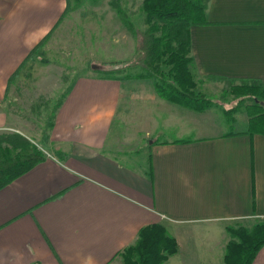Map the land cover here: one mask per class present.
Segmentation results:
<instances>
[{
	"label": "crops",
	"instance_id": "1",
	"mask_svg": "<svg viewBox=\"0 0 264 264\" xmlns=\"http://www.w3.org/2000/svg\"><path fill=\"white\" fill-rule=\"evenodd\" d=\"M68 3L0 0V133L30 138L11 124L9 99L49 84L35 67L58 65L41 59L43 46L10 78L72 11L55 27ZM207 14L210 24L191 28L199 88L230 84L208 75L264 83V0H210ZM97 75L59 84L40 133L43 148L58 154L0 189V264H124V249L157 223L179 245L164 264H225L227 226L264 220V134L246 132V108L231 120L244 128L218 122L230 109L220 97L194 111L162 98L151 79ZM253 264H264V246Z\"/></svg>",
	"mask_w": 264,
	"mask_h": 264
},
{
	"label": "trees",
	"instance_id": "2",
	"mask_svg": "<svg viewBox=\"0 0 264 264\" xmlns=\"http://www.w3.org/2000/svg\"><path fill=\"white\" fill-rule=\"evenodd\" d=\"M209 1L143 0L142 10L146 24L144 30L135 28L127 13L118 4V13L123 15L124 23L134 31L137 39L136 51L141 53L134 64L141 71L134 75L127 73L123 78L151 79L156 92L162 98L194 111H204L213 106L216 101L197 89L192 70L194 58L191 28L210 24L207 14ZM69 10L68 3L55 27ZM54 29L32 48L11 76L10 82L17 78L28 61L39 57ZM117 65L100 69L104 74L99 76L109 79L121 76L116 74L122 70ZM206 79L230 82V93L240 103L226 110L229 120L233 121V115L240 109V104H243L249 116L246 132L250 135L264 134V83L253 78L214 75H208ZM238 81L240 83H236ZM247 99L249 103H245ZM189 141L179 140L183 143ZM46 156L43 149L23 134L0 133V189L45 160ZM226 229L230 240L224 255L225 264H253L259 250L264 246V220L257 221L252 227L228 225ZM178 249L176 238L163 224L157 223L141 228L135 244L125 248L121 255L124 264H164Z\"/></svg>",
	"mask_w": 264,
	"mask_h": 264
},
{
	"label": "rangeland",
	"instance_id": "3",
	"mask_svg": "<svg viewBox=\"0 0 264 264\" xmlns=\"http://www.w3.org/2000/svg\"><path fill=\"white\" fill-rule=\"evenodd\" d=\"M142 1L70 0L72 11L56 28L50 37L51 39H49L50 41L48 40L45 44L47 46L45 55L40 54L43 61L53 60L58 66L43 67L41 64V67H35L33 74L34 77L36 75L43 80L41 81L42 84H49L44 86L40 83L33 85L31 83V87L30 85H28L29 87L23 85L22 88L27 87L26 91H22V89L13 91L14 95L18 94L9 99L11 124L26 130L30 140L32 139V142L43 149L46 155L58 154L54 152L55 150L48 152L45 147V149L43 148L42 144L45 142H41L40 133L45 130L47 120L54 115L60 99V83L76 80L80 76L93 74L99 76V74H104L100 69L112 68L113 64L114 66L118 64L117 66L122 68L116 73L121 75V78L125 77L123 75L127 73L134 75L141 71L140 67L134 65L141 56V53L136 51V35L124 23L123 15L118 13L117 5L119 4L122 10L127 13L135 28L144 30L146 24ZM31 71L33 73V70ZM125 82L127 83V81ZM230 87L228 83L224 90L225 93L217 91L219 93L216 94L217 92H212L215 90L207 89L205 91L203 86L199 88L197 83V89L209 97L215 99L220 97L226 100H221V102L228 108L233 107L234 103H240L237 97L230 93ZM233 99L234 102H227ZM249 102L247 99L245 103ZM240 106V109L244 111V105L240 104ZM228 118L227 115L219 112L217 121L223 123L226 128L230 124L234 126V128L231 127L232 129L244 128V123H233L228 121ZM141 158L145 162L146 155Z\"/></svg>",
	"mask_w": 264,
	"mask_h": 264
}]
</instances>
